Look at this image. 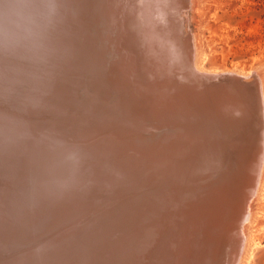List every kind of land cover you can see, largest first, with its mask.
Instances as JSON below:
<instances>
[{
	"label": "bare ground",
	"instance_id": "1",
	"mask_svg": "<svg viewBox=\"0 0 264 264\" xmlns=\"http://www.w3.org/2000/svg\"><path fill=\"white\" fill-rule=\"evenodd\" d=\"M170 1L0 0V264H127L155 246L206 249L212 264L229 231L218 216L236 224L226 261L241 264L262 190L264 87L252 151L244 135L221 158L245 132L233 129L248 85L204 73L192 35L174 37L188 1ZM230 87L240 98L217 97Z\"/></svg>",
	"mask_w": 264,
	"mask_h": 264
},
{
	"label": "rangeland",
	"instance_id": "2",
	"mask_svg": "<svg viewBox=\"0 0 264 264\" xmlns=\"http://www.w3.org/2000/svg\"><path fill=\"white\" fill-rule=\"evenodd\" d=\"M186 1H188L187 3L189 4V7H190L186 9L187 15H188L187 21H185L182 18V16L178 14V16L181 17L180 19L181 20L183 19V21H181L179 17L177 16L179 21H181V25H182V28L180 26V30L182 29V32L178 30L179 31L178 35L179 36L184 35L186 37V34H187L190 37V34H191L192 37H190V39L191 38L192 39L190 42L192 44V48H193V42L196 43L198 46H200L201 53H202L200 57L201 58L200 66L203 68L204 73L208 75L209 73L212 74L213 72H215V74H218V76L220 77H224L226 74H223V73H226V72H227V75L233 74L234 76L239 75V77L240 75H243L240 78H242V80H244L245 83L248 81H252L254 79L256 82L255 83L257 87L256 89L257 90L259 89V91L256 90L257 92H255V94L259 95V96H256V98H255V95L252 94V92L250 93L248 92L247 94H245V97H243L245 99L243 100V103H242L243 107L241 108V111L243 112V114H241L242 115V119H241L242 121L240 122L241 125L233 129V131L234 130H238L240 132L245 131L244 134L235 135L234 137H232L233 134L230 132L231 134L229 133V136H227L228 140L225 138L226 140L224 139L220 145V146L226 147V148H223L224 152H222L221 158L226 157L228 154H231L230 150H234V147L232 148L229 147V142L231 144L235 140L241 141V139L245 135L246 140L248 141V146H246V148L244 147L245 149V151L243 152V156H244L245 154H248L252 151L253 145H252V149H250L249 142L253 144L254 140L257 139L259 132L261 130L260 124L262 121V117H261L262 115H259L261 111H260L259 106H258L259 109L257 108L258 104L256 103L258 102V99L261 96V93H259L261 92L260 88L264 87L263 86L264 85V0H186ZM170 3L172 5L171 1ZM166 10H169V8H167ZM166 10L164 13H166ZM162 14L160 13V18ZM164 16L166 15H163V17ZM183 30L186 33L184 32L183 34ZM184 36L183 38L181 37L182 39L180 38V40L178 38V40L181 42L185 38ZM164 45H166V43ZM156 48L158 49V47ZM112 52L113 51H111L110 53ZM114 52H116V50ZM194 60H195L194 58L193 60H191V64L189 61V64L192 65V67L195 70V67L192 63ZM180 69H183L181 70V72L186 71L185 66H182ZM231 70H232V73H231ZM220 73H222L224 76L222 74L221 76ZM250 96H254V97L252 98ZM253 102L255 105L253 104ZM248 111H249V114H248ZM254 117H256V119ZM230 118L229 119L231 120V123L229 124L227 123L228 131L237 125L234 121H236V119H238L239 116L236 114L235 118L232 116H230ZM220 134L221 132H216V133L212 132L211 137L216 136L218 138ZM218 157L219 155L216 153L215 148H213L210 151V156L207 159L208 163L206 165L212 164ZM230 157L231 156H229V158ZM245 164L243 162V165ZM245 170L246 168L244 169V171ZM247 174H248V171L246 175ZM210 175L211 174L208 170L205 176L209 177ZM261 182H262L261 183L262 190L260 189L261 192H259L260 194L256 198L258 200L255 199L252 202L253 204L251 203L252 207L255 206L252 208L254 212L253 217L254 216L255 217L252 218L251 222L249 223V226L251 228L249 232H247V235H248V241L250 242L247 244V247H246L247 250L245 248V251L242 254L243 258L240 262L241 264L242 263L243 264H264V230H263L264 226H262L264 225L263 223L264 222V183H263L264 174L261 179ZM256 211L258 212L256 213ZM216 219L215 221H213V224H215L213 227L215 226L217 227L218 224L219 226L224 225L223 227H220L221 228L220 230H224L226 232L229 230L228 231L229 233L228 232L227 234L225 233L226 235L224 236V240L219 241V245L222 243V245H220L222 247L220 246L218 247V252L220 250V252L222 253L219 252L218 256L217 254L215 255L214 253L216 257L213 255L214 259L212 261V264H216L217 257L219 259L217 262L218 264H220L221 262H222L221 264H226L227 263L226 257L228 256L229 258L228 263H229L231 255L235 252V249L233 248L235 243L234 244L232 243L234 240V236H233L234 234L232 233H234L233 231L235 229L236 224H234L235 223L234 221L231 222V219H230V222H229V219L224 220V217L223 219H219V216H218V220ZM219 226L217 228H219ZM233 227L234 229H232ZM259 236L261 237L259 238ZM211 239H212V242L213 241L216 242L218 238L217 236H212ZM229 245L230 247H228ZM225 249H226V252H225ZM223 251L226 254H224ZM138 252L140 253V251ZM82 253L81 255H83ZM140 255L142 254L140 253ZM221 256L223 257V259ZM220 258L222 259V261ZM37 260L38 259L36 258V261ZM46 263L48 262L46 261ZM71 264H73V261H71Z\"/></svg>",
	"mask_w": 264,
	"mask_h": 264
},
{
	"label": "water",
	"instance_id": "3",
	"mask_svg": "<svg viewBox=\"0 0 264 264\" xmlns=\"http://www.w3.org/2000/svg\"><path fill=\"white\" fill-rule=\"evenodd\" d=\"M178 5H180V2L182 0H178ZM181 31V30H180ZM178 31L176 33V35L174 34V37H176L177 39L179 38L178 35ZM171 36H167L168 38V42L171 41V39H169ZM176 39V40H177ZM168 42H165L166 45L168 44ZM164 43V44H165ZM164 48H166V46L164 45ZM168 50V49H167ZM167 51H164V49L162 48V51H161V54L163 55H167L166 53ZM255 80L253 79L252 81H248L246 82V84L248 85V91L249 93L252 92L253 95H255V92H256V84H255ZM239 86V85H238ZM241 86V85H240ZM239 86V87H240ZM230 91L229 93L228 92H225V94H221V97L217 94V97L219 99H221L223 96H226L227 98H229L231 101L234 99V98H240L239 95H237V89H234L233 87H230L229 88ZM241 92V91H239ZM213 95L211 96H208V98H212L214 99L215 98V95L214 93H212ZM156 100L158 101V99L156 98ZM226 101V100H224ZM240 101V100H239ZM238 101V103H239ZM241 103L243 101H240ZM206 104V103H205ZM205 107L202 106V110L204 109ZM191 239V238H190ZM187 241V240H185ZM189 242V241H188ZM182 244H183V241H182ZM191 242H189V246H190ZM156 247V246H155ZM155 247H151L150 248V251H146L143 252L142 255H140L139 253H137V251H132L130 253H128L127 257H128V263L127 264H202V259H203V255L205 253H207L206 249L202 250L201 252L199 250L197 251H194V250H190L191 248H189L188 250H184V251H181L179 253H172V256L168 257L166 256L167 254H165L164 252H162L161 250V253L160 252H157L158 255H155L154 256V252L153 249ZM187 251V252H186ZM186 252V253H185ZM151 253L153 256L150 257L148 254ZM145 254V255H144ZM165 254V255H164ZM173 257V258H172ZM207 260V259H206Z\"/></svg>",
	"mask_w": 264,
	"mask_h": 264
},
{
	"label": "clouds",
	"instance_id": "4",
	"mask_svg": "<svg viewBox=\"0 0 264 264\" xmlns=\"http://www.w3.org/2000/svg\"><path fill=\"white\" fill-rule=\"evenodd\" d=\"M13 8H15V7H21V6H12ZM6 15H11V11H9V13H7Z\"/></svg>",
	"mask_w": 264,
	"mask_h": 264
}]
</instances>
